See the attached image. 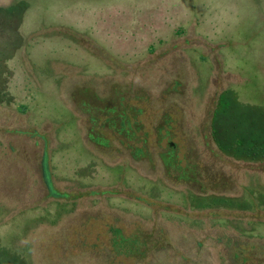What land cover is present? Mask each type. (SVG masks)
Listing matches in <instances>:
<instances>
[{
    "label": "rangeland",
    "instance_id": "rangeland-1",
    "mask_svg": "<svg viewBox=\"0 0 264 264\" xmlns=\"http://www.w3.org/2000/svg\"><path fill=\"white\" fill-rule=\"evenodd\" d=\"M10 120L0 264L107 253L106 223L167 234L157 264L264 247V0H0Z\"/></svg>",
    "mask_w": 264,
    "mask_h": 264
},
{
    "label": "flooded vegetation",
    "instance_id": "flooded-vegetation-1",
    "mask_svg": "<svg viewBox=\"0 0 264 264\" xmlns=\"http://www.w3.org/2000/svg\"><path fill=\"white\" fill-rule=\"evenodd\" d=\"M124 96L120 97L118 95V99H123ZM123 128V127H122ZM171 130L172 128L169 127ZM130 131V130H129ZM128 131V134H129ZM118 130L111 129V136L114 137V134H117ZM123 130H121V133ZM21 135H28V133H25L23 129H20L18 125L13 122V120L6 121V122H0V155L5 154L4 157H0V165L3 162V159L13 157L15 158L16 156V151H15V142L16 138L21 136ZM136 138V137H132ZM122 144V142H121ZM7 153V154H6ZM44 163V172H45V178L47 180V183H45L48 186V189L51 187L50 185V179H49V170H48V163L47 160H43ZM40 168L43 169L42 166V160L40 161L39 164ZM53 198H60V195L57 194L56 192H51ZM82 195L79 194V196ZM88 223V222H87ZM86 223V225H87ZM94 225V224H93ZM139 226V225H138ZM105 228H107V238L103 239V241L108 242L107 243V253H98V245H93L95 243H98V241H94L95 243L90 244L87 246L89 249L88 252L91 253H80L76 249L71 248L70 251L72 253H47L48 255L45 257L46 260H49L52 258L55 260L53 257H56L57 254L62 257L65 255H68L67 257L69 258V262L72 264H157V260L154 254L146 252L145 250H140L138 252L132 253L129 252V247H130V241L132 240L133 243L137 242L140 239V234L137 233L136 231L133 233L134 235L131 238H126L123 235L124 230H129L128 226L126 224H123V227L115 226V225H109L106 223ZM90 239L98 240L97 238H93L92 234H85L83 236V241L84 242H90ZM141 246V245H140ZM197 252L194 253H204V250L209 249L208 246L203 243L199 244L197 247ZM200 249V250H199ZM202 249V251H201ZM209 251L207 250L206 253ZM193 252H185V253H180L171 255L170 258V263L172 264H194V255L192 254ZM82 255H85L86 257H89V261H83L81 262V257ZM58 257V256H57ZM91 258L93 260H91ZM76 259V261L74 260ZM152 260V261H151ZM101 261V263H99Z\"/></svg>",
    "mask_w": 264,
    "mask_h": 264
},
{
    "label": "trees",
    "instance_id": "trees-1",
    "mask_svg": "<svg viewBox=\"0 0 264 264\" xmlns=\"http://www.w3.org/2000/svg\"><path fill=\"white\" fill-rule=\"evenodd\" d=\"M153 238L154 235L148 234L147 236V232L144 234V236L142 233H140V239L137 242H135V244L133 243L132 240L130 241L131 243L129 247V252L135 253L140 251L141 249L145 250L146 252H149L150 250H153V247L155 246L156 248H159L161 250L164 247H170V241H169L170 237L167 234L161 237H156L154 239ZM165 244L167 245L164 246ZM238 248L241 247L239 246ZM242 252L243 253H234L233 255L231 253H223L221 259L223 258L225 263L228 262V264H235V260L239 262L240 258L242 257L244 263L246 264H250L252 261H254L257 264H264V247L262 248L259 247V249H257V246L245 245ZM257 253H260V255ZM194 264H204V263L200 259L197 260V257H195Z\"/></svg>",
    "mask_w": 264,
    "mask_h": 264
}]
</instances>
